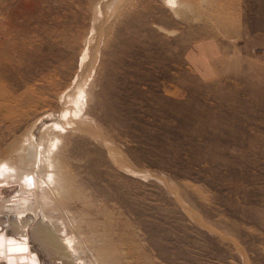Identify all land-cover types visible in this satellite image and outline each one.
<instances>
[{"label":"rangeland","instance_id":"374dc122","mask_svg":"<svg viewBox=\"0 0 264 264\" xmlns=\"http://www.w3.org/2000/svg\"><path fill=\"white\" fill-rule=\"evenodd\" d=\"M108 1L0 0V151L66 119L53 222L85 260L264 264V0Z\"/></svg>","mask_w":264,"mask_h":264},{"label":"bare ground","instance_id":"6f19581e","mask_svg":"<svg viewBox=\"0 0 264 264\" xmlns=\"http://www.w3.org/2000/svg\"><path fill=\"white\" fill-rule=\"evenodd\" d=\"M117 1L109 0L105 6V13L112 12L117 6ZM164 1L170 8L176 4L182 10L190 6L186 0ZM93 37L91 34L85 41V47L86 45L88 47V53H85L88 57H85L84 62H88L90 58V65L95 53ZM84 73H87V69L80 72L74 89L77 99H80L84 93L82 92L85 82ZM48 115L53 116V114ZM47 118L34 120L29 129L23 135L21 134L15 146L10 150L0 151V218H3L5 222L3 226L0 225V264H44L28 243L27 238L29 225L38 220L50 226L74 263L99 264L98 260H100L102 264H113V251L109 246H98L96 258L87 260L81 258L82 254H85L81 248V241L77 242L75 238L69 239L62 236L53 222L55 221L53 214L59 210L61 204L71 200L72 192H68L67 178L60 179L58 176L60 167L55 158L57 152L52 157V151L55 149L57 151L60 139L59 131L54 129H62L67 121L62 118V123L50 121ZM10 217L16 219L22 234H16L15 230H11L10 235L6 233ZM55 264H61V261H55Z\"/></svg>","mask_w":264,"mask_h":264},{"label":"water","instance_id":"95a60500","mask_svg":"<svg viewBox=\"0 0 264 264\" xmlns=\"http://www.w3.org/2000/svg\"><path fill=\"white\" fill-rule=\"evenodd\" d=\"M4 224V219L0 218V225L3 226ZM11 230H15L16 234H22L16 219L13 217L9 219L6 233L10 235ZM27 235L28 243L44 264H55V261L58 260L61 261V264H76L48 224L39 220L35 221L29 225Z\"/></svg>","mask_w":264,"mask_h":264}]
</instances>
